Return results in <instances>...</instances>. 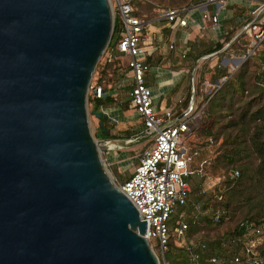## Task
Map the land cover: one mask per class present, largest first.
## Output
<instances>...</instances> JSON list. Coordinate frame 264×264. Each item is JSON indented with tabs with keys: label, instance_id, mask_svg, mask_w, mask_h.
<instances>
[{
	"label": "water",
	"instance_id": "obj_1",
	"mask_svg": "<svg viewBox=\"0 0 264 264\" xmlns=\"http://www.w3.org/2000/svg\"><path fill=\"white\" fill-rule=\"evenodd\" d=\"M113 27L109 0H0V264H159L89 127Z\"/></svg>",
	"mask_w": 264,
	"mask_h": 264
},
{
	"label": "built area",
	"instance_id": "obj_2",
	"mask_svg": "<svg viewBox=\"0 0 264 264\" xmlns=\"http://www.w3.org/2000/svg\"><path fill=\"white\" fill-rule=\"evenodd\" d=\"M227 1L198 0L190 7L167 8L159 14V19L167 21L169 29L175 32L177 28L198 26L197 21L192 18V13L196 11L199 13L201 26L204 27L203 24L208 22L212 32L216 33L220 23L217 5H224ZM208 4H212L213 9H209ZM111 7L114 21L115 14H117L120 25L119 38L116 40L115 46L110 47L108 60H111L114 53L126 57L128 71L131 73V78L128 79L130 81V106L142 119L143 135L150 137V144L138 156L137 166L126 179L116 182V184L137 208L141 219L146 222L144 237L152 249L154 246L158 247L165 261L164 253L167 250L170 236L174 235L176 238L184 240L189 225L185 220V214L172 226L168 222L171 213L179 207L186 206L189 200L191 189L188 178L191 175H196L210 181L213 180L207 169L212 158L210 159L208 156L203 158L201 152L211 153L214 142L212 135L205 132L203 146H197L190 142L184 145V139H190L197 129L201 128L198 125L202 119L204 104L201 105L202 100L200 103L196 102L195 88L193 100H191L190 93L186 108L177 115L176 111L170 107L158 112L159 105L155 100L153 89L146 81V73L150 68L146 63L147 50L144 29L148 25V21L136 16L134 8L128 0H114ZM260 12H264V1L255 5L254 18L240 29V32L245 31L251 40L244 50L243 58H240V61L236 63L254 55L258 45L264 41V15L258 17ZM236 37L224 47L234 42ZM169 48L176 50L175 39L171 41ZM189 49L186 46L179 51L181 59H186ZM207 57L202 56L196 61L192 74L196 70L199 60H204ZM225 62L227 65L230 64V59ZM236 63L231 65H236ZM235 68L230 66L227 74L223 75L220 80L225 81L228 73L231 74ZM169 73L170 77L174 78L173 71L171 70ZM206 84L210 83L206 82ZM89 90L96 97H100L104 91L100 85L93 82H90ZM185 100L186 97L179 98L177 103L182 104ZM233 174L237 176L238 171ZM213 186L211 184L206 188L202 186L200 194L208 192ZM200 212L202 211L199 204H195L194 212H191L190 216L195 219ZM224 213L225 211L222 209L215 210L211 217L212 221L218 223ZM263 242L264 225L253 221H242L237 232L222 239L221 246L224 250L221 254L212 252L210 246L204 241L182 243L186 249L184 264H264V258L260 253Z\"/></svg>",
	"mask_w": 264,
	"mask_h": 264
},
{
	"label": "rangeland",
	"instance_id": "obj_3",
	"mask_svg": "<svg viewBox=\"0 0 264 264\" xmlns=\"http://www.w3.org/2000/svg\"><path fill=\"white\" fill-rule=\"evenodd\" d=\"M133 7L136 8V3L141 1V0H128ZM198 0H143V3H146L147 5H151V7H155L156 9L159 10L158 14H160L163 10L167 9L165 7L171 8L173 4L179 5V4H184V3H189L187 7H190L191 5L196 4ZM264 1V0H263ZM111 6L114 2V0H109ZM148 2V3H147ZM163 2V3H160ZM144 4V7L147 6ZM143 5V4H141ZM255 5V4H254ZM163 6V7H162ZM162 7V8H161ZM165 8V9H163ZM186 8V7H184ZM152 10V8H148L146 12ZM153 11V10H152ZM149 12L147 13V15ZM155 16L154 18H149L146 19L144 16L141 15V18L144 19L145 21H148V25L144 29V35L146 37L145 39V47L146 50L148 49L152 50V53L150 56L146 55V63L148 65H155L157 68H168L169 66L171 69H175L179 66L177 63H179L178 58L179 56V48L181 47L180 43L176 40L175 43L177 44L176 50H172L169 48V44L174 38V34L171 33V30H168L169 24L167 21L159 19V15ZM144 17V18H143ZM150 17V16H148ZM239 26L232 28L228 33L232 34L231 39L235 35V33L238 31ZM192 32V31H191ZM204 33V32H203ZM200 33L198 36L194 35L191 36L192 38L189 40L190 43V55L188 56L187 59H185L184 63L186 66L184 67L185 69L188 70L187 76H186V81L185 77H183L180 82L184 83L185 81V87L184 90L186 92V96H179L178 98H175V102H173V99L175 97L174 92L171 94L170 97V105L174 111L180 110V108L183 107L182 104H178L177 100L182 97H186V99L190 96V90L191 86L193 84L194 88L196 87V94H195V99L197 103H200L201 105L204 104L206 106L208 100L212 97V95L217 91V87L221 86V84L224 81H221V77L225 74H227L228 69L230 66L236 67L235 70L230 74L228 73V77L232 75L245 61L242 60L239 63L237 62L238 58H243L244 54V46L246 47L251 38L248 34L239 37L238 42L235 41L231 42L226 48H223L227 43L230 42V40L226 43H224V46L217 50L214 51L215 53L213 55L208 56L204 60H199L197 63V68L192 74V70L194 68V65L198 59H200L202 56H200L198 59H193L195 55L200 53L206 48H213L216 43H221V42H216L214 46L210 45L212 42L209 40L210 34L209 33ZM240 32L237 33V35ZM173 34V36H171ZM202 34V35H201ZM226 35V34H225ZM224 35V36H225ZM193 39V40H192ZM115 40V38H114ZM211 41V42H210ZM243 46V50H242ZM108 47V46H107ZM110 49V48H109ZM109 49H105L103 54L98 60L97 65H102L105 59L108 60L109 58ZM262 51H264V46L262 48ZM213 53V52H211ZM210 53V54H211ZM260 53H257L256 55L251 56V61L247 64L246 70L247 73L245 75V78L247 80L250 79V77L257 75V79L259 82H262L264 80V63L260 61ZM234 59L236 65H231L233 64L230 62V64L227 65V62L225 60L228 59ZM181 60V59H180ZM111 62L115 61L113 64L110 65L108 68L110 72H108V77L111 78V81L113 82L106 84V89L108 94L114 95L115 98H117V102L119 101L122 104H124L125 101L128 100L129 98V85L130 81L128 79L131 78V73L127 69V60L124 55L119 54V53H114L111 56ZM176 63V64H175ZM96 65V67H97ZM175 66V67H174ZM96 67L94 69L92 78H91V83H95L97 77L99 76V73L96 71ZM113 71H115L116 75H113ZM219 74H222L219 75ZM156 77L155 73L153 74L152 72L148 71L146 74V79L149 81V84H155L154 78ZM227 77V78H228ZM179 82V88L181 86V83ZM206 82H209L210 84L207 85ZM211 85V86H210ZM215 86V87H213ZM181 91V90H180ZM184 92V93H185ZM91 95V91L89 90L88 92V97ZM165 95V93H164ZM170 96V95H169ZM173 96V98H172ZM118 104L120 105V103ZM176 103V104H175ZM166 106V97L163 96L161 98V102L158 108V112H162L163 109ZM88 108V118H89V127L91 134L95 136L97 128H98V119L93 115V112L91 111V104H87ZM206 111V108L203 107ZM202 108V109H203ZM223 108L217 107L216 112L222 110ZM104 111L107 117H110L112 120H115L114 123H110L108 127L109 131V138L113 139L111 142V148L107 151L102 152L101 157L103 159V162L105 164L106 169L109 171L112 179L114 182H121L122 180L126 179L128 175L132 172V170L137 166L138 164V156L141 154V152L148 147L150 144L149 136L143 135V125H142V119L138 116V114L135 112V110L130 106V102L128 105V110L122 111L120 106H108V107H103L99 111ZM204 111V110H203ZM137 114V116H133ZM208 114L206 111L205 114H202V119L199 122L200 124L198 125L201 127L200 129H197L196 133L190 138V139H184V145H186L188 142L191 144L197 145V146H203L205 144L204 141V133H211L212 128H211V122L208 120V118H205V116ZM130 117V119H129ZM210 117V116H209ZM130 134L129 136H126L128 133ZM102 135V134H101ZM133 140H128L129 138H134ZM218 143H213V148L212 152L208 153L205 151H202V157L208 156L210 159L214 158L216 146ZM208 154V155H207ZM209 159V160H210ZM211 160V162H212ZM208 172L210 170L207 167ZM220 172V171H219ZM209 175L213 177V180H209L204 177H199L196 175H191L188 178V181L193 184H197L195 191L192 192L191 189V194L189 196V205H192V202L196 200L197 194H200V188L203 186L206 188L207 185L211 184L216 185L218 183L219 179V173L216 172V174H210ZM195 199V200H194ZM206 199L202 198L201 202L199 203L200 209L202 212V206H204ZM197 204V203H195ZM211 209H206V216L207 219L203 218L201 221L203 227L200 233L196 234L195 236L191 237L192 239L187 240L185 237L184 240L175 238L171 245L168 247V250L165 251L170 258L171 256H174L175 254L178 253L179 247H182V243L186 242H193L197 243L198 241H204V242H210L211 240H214L215 238L219 237L222 234H226L230 229L234 227L236 224L235 221H237L241 216H242V211H229L228 212V218H226L222 224L216 225L211 219V214H210ZM191 212H194V210H191ZM190 212V213H191ZM227 213V212H226ZM225 213V214H226ZM185 214V218L188 217V211L185 207H179L176 209L174 212L171 213L170 218H169V224L172 226L175 221H177L180 217H183ZM226 216V215H225ZM231 216H234L231 218ZM184 241V242H183ZM206 242V243H207ZM264 244V243H263ZM153 250L155 251L156 255L158 256L159 259V264H171L170 261H164L162 257V252L159 251L155 246L153 247ZM164 253V254H165Z\"/></svg>",
	"mask_w": 264,
	"mask_h": 264
},
{
	"label": "trees",
	"instance_id": "obj_4",
	"mask_svg": "<svg viewBox=\"0 0 264 264\" xmlns=\"http://www.w3.org/2000/svg\"><path fill=\"white\" fill-rule=\"evenodd\" d=\"M144 4L146 3H143V0H141L136 3V8L133 7L136 16L141 18L142 15L146 19L157 16L159 12L158 9L151 7L149 4H146L147 6L144 7ZM188 4L189 3L177 5L176 3L173 4L171 8L182 9L189 6ZM148 8H152L153 11H148L149 14L147 15L148 12H146V10ZM249 20L250 15L246 14V18L242 21L241 27ZM119 25L120 20L117 14H115L112 37L107 49L115 46V42L119 38ZM231 35L232 34L227 33L221 43H216L213 48L204 49L195 55L193 59H198L200 56L221 49L224 43L231 39ZM244 35H246V32H241L235 41L237 42L239 37ZM263 46L264 41L258 45L255 53V55L260 53L259 56L262 63H264ZM189 53L188 56L190 55ZM251 60V57L246 58L242 65L221 84L208 100L206 106H204L208 112L205 118H208L211 122L212 131L210 134L212 135L213 142L218 143L215 150L216 154L210 163L209 172L211 175L218 172L220 180L208 192L197 194L196 200L194 199L195 202L193 201L192 205H189L190 202L188 201L186 206H184L188 211V217L185 218L189 223L185 233L187 240L192 239L191 237L200 233L202 230L203 225L201 221L203 218L207 219L205 215L206 209H211L210 214H213L217 209H222L225 213L227 212L226 214L224 213L223 217H221L216 225L222 224L223 221L228 218L227 214L229 211H233L234 213V211L240 210L243 212L242 216L235 221L236 224L234 227L226 232V234L224 233L210 242L206 241L211 251L215 254L222 253L224 250L221 246L222 239L237 232L239 224L242 221H253L254 223L264 225V80L259 82L257 75L250 77L249 80L245 78L247 73L246 67ZM114 62L115 61L111 62L105 59L102 65L98 64L96 67L99 76L95 83L102 87L106 95L105 97H96L91 93L88 97V102L91 104L92 112L99 111L103 107L119 105L117 98L112 94H108L105 86L113 82V80L111 81V78L108 77V72H110L108 68ZM233 64H235V62ZM113 75L117 76L115 71H113ZM219 75L222 76V74ZM196 93L195 87V94ZM129 102V98L122 105L119 102V106L123 112L128 110ZM187 103L188 98L183 103V107L176 111L175 114L177 115L183 111ZM217 107L223 109L216 112ZM206 111L203 108L202 114H205ZM99 133L97 129L95 136L100 138L102 135ZM129 135V133L126 134V136ZM235 171H238L237 176L233 174ZM189 184L192 192L195 191L196 188H199L196 187L197 184H193L192 181L189 182ZM202 198L206 199L204 206H202L204 212H200L195 219H192L190 212L194 210L195 203L199 204ZM233 217L234 216H231V218ZM175 238L174 235L170 236L168 247ZM156 248L158 249V247ZM260 253L264 258V244L260 247ZM164 256L165 260L170 261L171 264H184L186 249L182 246L179 247L178 253L171 256V258L167 253H165Z\"/></svg>",
	"mask_w": 264,
	"mask_h": 264
},
{
	"label": "crops",
	"instance_id": "obj_5",
	"mask_svg": "<svg viewBox=\"0 0 264 264\" xmlns=\"http://www.w3.org/2000/svg\"><path fill=\"white\" fill-rule=\"evenodd\" d=\"M261 1L263 0H228L227 3H225L224 5H220V4L217 5L220 23H219L216 33L212 32L211 28L209 27L208 22H205L203 24L204 27H202L201 22L199 21L200 20L199 13L194 11L192 13V18L197 21L199 27L196 25V26H193L192 28L191 27L177 28L175 32H172L171 30V33L174 34L175 41L177 40L181 45V47L179 48V51L186 46L190 48V45L192 44L189 42V40L192 38L191 36H194V35L198 36L200 33H203V32L204 33L207 32L210 34L209 40L212 41V42L210 41L211 42L210 45H212V47L214 46L216 42H221L224 38V35L227 34L230 30H232V28L239 26L238 31L235 33V35H237V33L240 32V29H242L241 23L243 20H245L246 14L250 15V20L253 19L255 16V13H253V9L255 5ZM207 7L209 9H213L214 6L212 4H208ZM263 15H264V12L262 13L260 12L258 17L263 16ZM173 34H171V36H173ZM176 46L177 44L175 43V47ZM246 47L244 46V50ZM242 50H243V46H242ZM151 53H152V50L148 49L147 55L150 56ZM187 58H188V54H187L186 59ZM180 59L181 58L179 57L178 58L179 63H177V65L179 64V66L175 69H171L170 66L168 68L159 69L155 65H148L150 68L149 71L152 72L153 74L155 73L156 77L154 78L155 84H149V81L146 79L147 84L152 87L155 100L158 105H160L161 98L163 96L166 97L165 108L169 107L170 105V97H171V94H173L172 92H174V95H175L173 102H175V98H178L179 96H182V95L186 96L184 87H185V81H186V76H187L186 74L188 70L184 68L186 66V64L184 63L185 59H181V60ZM231 60L234 61L233 58L230 59V62ZM171 70L173 71L172 74L174 75V78L170 77L169 71ZM183 77H185V81L184 83H181L180 80ZM179 82L181 83L180 88H179ZM133 116H137V114Z\"/></svg>",
	"mask_w": 264,
	"mask_h": 264
},
{
	"label": "flooded vegetation",
	"instance_id": "obj_6",
	"mask_svg": "<svg viewBox=\"0 0 264 264\" xmlns=\"http://www.w3.org/2000/svg\"><path fill=\"white\" fill-rule=\"evenodd\" d=\"M97 119H98V128L97 129L102 134V136L100 138H109V135H105V132L109 130L108 127L110 125V123L106 120L107 116H105L104 118H97ZM101 120L103 121L102 126L100 125Z\"/></svg>",
	"mask_w": 264,
	"mask_h": 264
},
{
	"label": "bare ground",
	"instance_id": "obj_7",
	"mask_svg": "<svg viewBox=\"0 0 264 264\" xmlns=\"http://www.w3.org/2000/svg\"><path fill=\"white\" fill-rule=\"evenodd\" d=\"M231 62L234 63V61H232V60H231ZM126 142H127V141H126ZM109 147H111V145H110Z\"/></svg>",
	"mask_w": 264,
	"mask_h": 264
}]
</instances>
